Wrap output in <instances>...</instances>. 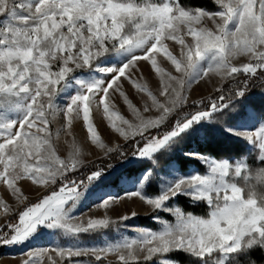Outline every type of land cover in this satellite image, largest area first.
Masks as SVG:
<instances>
[{
  "label": "snow or ice",
  "instance_id": "obj_1",
  "mask_svg": "<svg viewBox=\"0 0 264 264\" xmlns=\"http://www.w3.org/2000/svg\"><path fill=\"white\" fill-rule=\"evenodd\" d=\"M212 4L0 0V245L23 243L41 226L73 236L124 226L138 214L113 219L108 213L131 200L147 206L149 215L170 217L152 215L158 228L136 227V235L102 246L31 249L19 264H82L81 257L113 264L109 255L115 264H178L171 258L178 253L189 264H238L241 257L256 264L250 254L264 252V119L254 130L227 129L253 145L255 163L188 153L207 171L180 176L155 195H147L142 182L95 205L102 216L72 215L88 187L111 167L84 159L72 135L75 121L105 159L115 154L155 162L157 152L194 124L215 120L257 83L264 89V0ZM142 65L154 76L155 90ZM217 78L214 98L190 102L193 86ZM126 83L139 94L140 106L129 98ZM70 87L76 90L59 103ZM117 96L131 119L121 113ZM97 117L123 145L105 141ZM62 134L71 138L66 156L56 147ZM82 169H88L83 178ZM151 176L149 170L144 181ZM31 191L34 200L25 194ZM178 196L206 205V213L169 206Z\"/></svg>",
  "mask_w": 264,
  "mask_h": 264
},
{
  "label": "rangeland",
  "instance_id": "obj_2",
  "mask_svg": "<svg viewBox=\"0 0 264 264\" xmlns=\"http://www.w3.org/2000/svg\"><path fill=\"white\" fill-rule=\"evenodd\" d=\"M141 71L144 74V77L148 80L150 87L155 90L157 87V82L149 71L146 65L141 66ZM139 75V73H136ZM242 76H240L241 78ZM213 85L218 86V78L214 79L213 84H204L201 83L198 86H193V90L190 93L189 100L191 101H199L204 98H211L210 96L214 95V87ZM74 87H70L66 92L62 93L58 98V102L63 104L67 103L68 97L75 91ZM125 91L128 94L129 98L133 101L134 104L140 106L141 99L140 96L135 90L128 85L125 84ZM264 97V89L260 90L256 94L250 96V100L246 101V105L244 106V110L240 116L236 119L231 120L222 124V131L225 133L242 139L246 142L247 147L250 149H254L253 145L244 137L233 135L228 132L227 129H239V130H254L259 126L262 117L255 111L253 103H258L261 98ZM209 100V99H208ZM116 103L121 111L126 117L131 119V114L126 107V105L122 102L119 96L116 97ZM97 127L105 139L106 142L110 143H120L123 145V141L115 137L110 133L109 128L106 126L103 119L97 117ZM219 133V132H215ZM72 135L75 137L76 141L80 144L83 151L86 153L84 159L87 161H93L100 157H103V153L96 149L94 146H91L86 142V133L84 131L83 125L79 121H75L72 126ZM204 133L202 130L199 132V137L203 138ZM70 137H65L63 134L61 135L59 141L56 143V147L58 149V154L61 156L67 155L68 143L70 142ZM181 152L186 155L188 153H201L206 156L217 158L213 155L205 154L200 152L196 146H192L191 148L181 149ZM189 157H193L191 155H187ZM197 159V158H196ZM221 159H229V158H221ZM245 159L243 155H239L235 158V160ZM136 159H132L131 162H137ZM199 160V159H198ZM230 160V159H229ZM202 167H197L195 165H191L187 170L181 169L179 164L170 160L165 162L162 166H154L146 167L137 171L136 173L130 174L124 172L122 169L117 168L112 173L101 175L94 183H92L88 189L85 191L84 195L81 197L79 202L77 203L76 208L73 210L72 215L74 216H102L104 214L103 209L95 208L94 206L101 203L103 199L108 198L110 196H122L126 192L135 191L139 188L140 184L143 182L144 184V192L147 195H155L159 194L164 187L177 179L180 176L192 175L194 173H204L207 171L206 165L199 160ZM151 170L152 176L144 181V175ZM153 177L155 180H153ZM26 195L30 197V199H35L36 193L35 191L26 192ZM182 196L176 197L174 200L169 201V206L178 205L184 208L183 203L181 202ZM185 201L189 204H193L187 196H184ZM136 212L138 215L135 217L124 221V226H120L117 228H107L103 231L97 232H89L82 233L76 236H73L69 233L64 232L59 228H48L46 226H41L38 230L25 242L12 244V245H1L3 247L0 248V264H19L20 259L23 254L31 249H41L48 247H95L102 246L106 243H111L119 240L123 236H134L136 233L133 231L136 227H151L158 228L159 225L152 219V215H161L164 218H170L168 213H154L149 215V208L145 206L142 202L138 200H131L127 202H120L113 207L112 210L109 211V215L113 217V219L118 218L119 215L123 214H131V212ZM4 222L2 218H0V223ZM82 264H95V262L86 257L78 258ZM108 259L116 260L115 256L109 255ZM174 259V258H172ZM175 260V259H174ZM177 261V260H176ZM107 264V263H105ZM178 264H181L178 262Z\"/></svg>",
  "mask_w": 264,
  "mask_h": 264
},
{
  "label": "trees",
  "instance_id": "obj_3",
  "mask_svg": "<svg viewBox=\"0 0 264 264\" xmlns=\"http://www.w3.org/2000/svg\"><path fill=\"white\" fill-rule=\"evenodd\" d=\"M183 3L189 7H204L208 9H212L214 5L212 4V0H183ZM239 79H243V75ZM231 87V84H226L225 90ZM262 90L259 83L256 86L251 87L250 91H248L244 96L239 97L233 101V104L229 107V109L222 111L221 113H217L215 120H201L199 123L194 124L190 129H188L181 137L177 139L174 144L162 149L161 151L155 154V162L152 159L148 158H137L134 156H128L127 159H120L117 155H113L110 159H105L104 157H100L95 159V163L100 167H104L107 164H111V167L107 168V170L102 174H110L115 169L120 168L124 172L133 174L141 169L146 167L154 166H162L165 162L174 160L176 161L181 169L187 170L191 165H195L197 167H202L201 163L198 159L189 157L184 155L181 152V149H189L192 146H196L197 149L205 154L213 155L217 158H229L233 162L235 158L239 155H243L245 159H248L249 162L255 163V150L247 147V144L244 140L233 137L224 131H222V124L229 122L231 120L236 119L244 110V106L246 105V101L250 100V96L256 94ZM211 98L215 97L214 95L210 96ZM210 98H204L202 100L205 103L208 102ZM255 111L264 119V97L259 100L258 103H253ZM176 117H173L172 120L169 121V125L175 123ZM205 134L203 138L199 137V132ZM159 131V130H156ZM219 133H215V132ZM130 150V145L123 147V151L128 152ZM138 159L137 162H131L132 159ZM93 165L92 167H94ZM88 169H82L79 173L81 178L87 173ZM153 180L155 178L153 177ZM181 202L183 203L184 209L193 211L194 214L204 215L207 211V206L204 204H189L185 201V197L182 196ZM3 247L0 245V248ZM251 259L256 261V264H264V252L260 250H254L250 254ZM91 259V257H86ZM171 258H174L181 264H189L188 259L183 254H172ZM108 261H112L115 264V260L108 259ZM107 263V261H105ZM155 264V262H153ZM238 264H247V258L241 257L238 261Z\"/></svg>",
  "mask_w": 264,
  "mask_h": 264
}]
</instances>
